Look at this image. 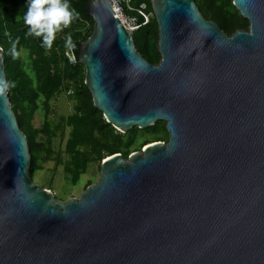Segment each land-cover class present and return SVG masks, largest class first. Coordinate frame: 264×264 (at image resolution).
I'll use <instances>...</instances> for the list:
<instances>
[{
  "label": "water",
  "instance_id": "95a60500",
  "mask_svg": "<svg viewBox=\"0 0 264 264\" xmlns=\"http://www.w3.org/2000/svg\"><path fill=\"white\" fill-rule=\"evenodd\" d=\"M151 4L158 65L111 0H89L94 30L78 60L109 124L165 121L169 141L107 157L79 198L32 180L27 137L0 92V264H264V0H233L249 29L232 35L195 0Z\"/></svg>",
  "mask_w": 264,
  "mask_h": 264
},
{
  "label": "trees",
  "instance_id": "16d2710c",
  "mask_svg": "<svg viewBox=\"0 0 264 264\" xmlns=\"http://www.w3.org/2000/svg\"><path fill=\"white\" fill-rule=\"evenodd\" d=\"M74 18L67 27L55 33L51 47L43 44L42 37L28 32L24 23L27 0H0V47L5 54V73L8 93L17 122L27 137L30 149V176L34 180L43 164L55 160L63 166L66 178L77 185L92 165L100 170L104 159L114 154L128 158L140 152L148 144L169 141L165 121H158L152 127H134L121 133L109 124L93 103L90 90L85 84V66L79 61L69 64L64 49L75 44L79 59L80 46L94 30V20L85 12L89 0H67ZM203 16L217 23L228 35L238 30H248L249 21L233 4V0H195ZM146 3L153 12L151 0H137ZM138 52L151 64L158 65L161 55L158 50L159 27L154 16L150 24L142 27L133 36ZM66 89V90H65ZM72 89L69 99L73 111L59 121L52 120V101ZM44 114L42 127H34L32 121L36 112ZM63 153L54 155L52 143L56 138H65ZM94 181H89L84 190ZM51 189V188H49Z\"/></svg>",
  "mask_w": 264,
  "mask_h": 264
},
{
  "label": "rangeland",
  "instance_id": "374dc122",
  "mask_svg": "<svg viewBox=\"0 0 264 264\" xmlns=\"http://www.w3.org/2000/svg\"><path fill=\"white\" fill-rule=\"evenodd\" d=\"M155 15L153 14V17ZM66 90V89H65ZM69 91V90H68ZM70 93L67 91L62 92L59 97L52 101L53 117L52 120L59 121L62 116L67 117L73 111V102L69 99ZM44 114L42 111L36 112L33 118V125L36 128L42 127ZM68 130L65 134V138H56L52 143V150L54 155H57L59 151L63 153L65 147V140L67 138ZM99 167L95 164L92 165L88 173L82 176L81 181L74 185L66 178L63 166H57L56 161H50L44 163L42 170L37 171L34 178V182L39 186L49 189L54 196L62 201H67L70 198H79L84 191L85 185L89 181L97 182L100 178Z\"/></svg>",
  "mask_w": 264,
  "mask_h": 264
},
{
  "label": "clouds",
  "instance_id": "9594fccd",
  "mask_svg": "<svg viewBox=\"0 0 264 264\" xmlns=\"http://www.w3.org/2000/svg\"><path fill=\"white\" fill-rule=\"evenodd\" d=\"M74 18V10L69 9L67 0H27L24 23L28 32L42 37L44 46L51 47L55 33L61 27H67ZM69 43L70 38H69ZM10 85L0 81V92Z\"/></svg>",
  "mask_w": 264,
  "mask_h": 264
},
{
  "label": "built area",
  "instance_id": "2783aa9c",
  "mask_svg": "<svg viewBox=\"0 0 264 264\" xmlns=\"http://www.w3.org/2000/svg\"><path fill=\"white\" fill-rule=\"evenodd\" d=\"M137 0H111L114 16L122 25L126 24L133 33L150 24L154 12L148 10L146 3L136 4ZM64 56L69 64H76L79 60L75 54V44L69 43L64 49ZM68 93H73L72 89Z\"/></svg>",
  "mask_w": 264,
  "mask_h": 264
}]
</instances>
